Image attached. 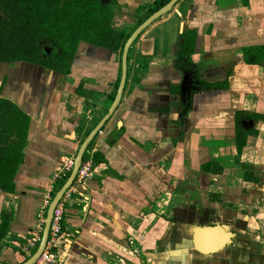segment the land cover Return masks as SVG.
Returning <instances> with one entry per match:
<instances>
[{
	"label": "crops",
	"instance_id": "0c3cea01",
	"mask_svg": "<svg viewBox=\"0 0 264 264\" xmlns=\"http://www.w3.org/2000/svg\"><path fill=\"white\" fill-rule=\"evenodd\" d=\"M162 1L103 0L126 33ZM260 49L264 0H180L156 20L132 46L120 106L86 153L100 160L92 177L65 196L57 259L35 264H238L228 248L239 229L264 223ZM53 55L49 46L40 63H0V100L27 123L5 140L24 143V156L0 185L3 264L39 248L22 250L40 230L53 176L120 83V51L81 43L68 64Z\"/></svg>",
	"mask_w": 264,
	"mask_h": 264
},
{
	"label": "trees",
	"instance_id": "16d2710c",
	"mask_svg": "<svg viewBox=\"0 0 264 264\" xmlns=\"http://www.w3.org/2000/svg\"><path fill=\"white\" fill-rule=\"evenodd\" d=\"M169 2L170 0H163L157 3L148 15L154 14ZM112 22L111 5H105L103 0L67 2L0 0V63H40L43 61L45 47L50 46L54 48L51 60L68 64L74 58L81 43L120 51L122 55L124 46L134 31L131 33L118 31ZM142 23L143 20H140L139 25ZM260 56L261 54L257 55ZM262 61L264 60L256 62ZM21 120L22 118L17 117V108L9 102L0 100V185L2 186L10 181L24 156V143L18 141L11 148L6 146L5 142L9 140L10 129L16 123L21 125L20 128L24 131L27 123ZM242 146L243 143L241 149ZM88 159L86 154L84 161ZM98 161H100L98 156L93 157L94 164ZM66 180L67 177L60 180L57 189H60ZM7 225L3 226L1 236L6 234Z\"/></svg>",
	"mask_w": 264,
	"mask_h": 264
},
{
	"label": "water",
	"instance_id": "95a60500",
	"mask_svg": "<svg viewBox=\"0 0 264 264\" xmlns=\"http://www.w3.org/2000/svg\"><path fill=\"white\" fill-rule=\"evenodd\" d=\"M180 0H170L168 4H166L164 7L156 11L154 14H152L150 17H148L140 26L136 28V30L132 33V35L127 40L123 53L121 58V78L119 87L116 93V96L114 98V101L106 114V116L103 118V120L96 126V128L88 135V137L84 140L82 143L79 152L76 157V162L74 169L69 176L68 180L64 183V185L61 187V189L58 191V193L55 195L52 203L50 204V207L48 209L47 213V219L45 223V227L43 230L41 242L39 245V248L35 252V254L24 264H35L44 251L47 248L48 242L50 240V231L51 226L54 218L55 210L57 209V206L64 198L66 192L70 190L78 176V173L80 171V168L84 162L85 155L87 151L89 150L90 146L93 144L95 138L99 134V132L105 127V124L108 120L113 116V114L116 112V110L119 108L120 103L123 99L126 84H127V78H128V60H129V54L131 51L132 46L135 44V42L139 39V37L160 17H162L164 14L172 10ZM0 264H3L0 262Z\"/></svg>",
	"mask_w": 264,
	"mask_h": 264
},
{
	"label": "built area",
	"instance_id": "2783aa9c",
	"mask_svg": "<svg viewBox=\"0 0 264 264\" xmlns=\"http://www.w3.org/2000/svg\"><path fill=\"white\" fill-rule=\"evenodd\" d=\"M91 157H92L91 159H88L86 162L85 161L83 162L75 182L85 183L92 177L95 164L93 163V154L91 155ZM75 162H76V158L66 159L63 166L54 174L53 184L46 196L45 205L41 212L42 224L40 230L34 232L32 236H30L26 240L25 244L22 247L24 253H30L33 249L36 250L40 245L43 230L47 219L48 209L55 195L61 189V188L57 189V183L63 178L65 177L68 178L71 175L75 166ZM70 190L66 192L65 196H67ZM65 196L57 206V209L55 210L51 231H50V240L48 242L46 250L44 251V253L37 262H54L57 259L55 254L53 253V250L57 247L58 242L64 237L63 223L65 218V202H64Z\"/></svg>",
	"mask_w": 264,
	"mask_h": 264
},
{
	"label": "rangeland",
	"instance_id": "374dc122",
	"mask_svg": "<svg viewBox=\"0 0 264 264\" xmlns=\"http://www.w3.org/2000/svg\"><path fill=\"white\" fill-rule=\"evenodd\" d=\"M48 48L49 46L45 49ZM262 216L264 217V215H260V219L264 221ZM261 220H258V223L262 222ZM250 233L253 235L252 237ZM235 239L228 250L234 249L231 254L238 259V264H264V223L257 228L239 229Z\"/></svg>",
	"mask_w": 264,
	"mask_h": 264
}]
</instances>
